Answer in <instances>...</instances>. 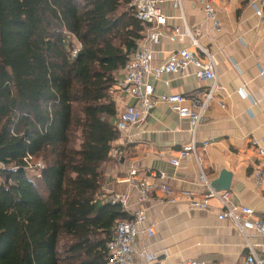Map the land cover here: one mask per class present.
<instances>
[{
  "label": "trees",
  "instance_id": "trees-1",
  "mask_svg": "<svg viewBox=\"0 0 264 264\" xmlns=\"http://www.w3.org/2000/svg\"><path fill=\"white\" fill-rule=\"evenodd\" d=\"M131 1L0 0V264H107L131 218L98 196L119 137L109 90L145 29Z\"/></svg>",
  "mask_w": 264,
  "mask_h": 264
},
{
  "label": "crops",
  "instance_id": "crops-1",
  "mask_svg": "<svg viewBox=\"0 0 264 264\" xmlns=\"http://www.w3.org/2000/svg\"><path fill=\"white\" fill-rule=\"evenodd\" d=\"M215 26L206 18L200 0H181L180 8L170 2L161 5L167 17L162 26V36L157 44H150L154 51V64L163 62L168 54L183 46L170 40L171 29L179 25L187 27L192 37L212 57L216 66V85L221 90L210 101L201 124L194 133L186 118H180L168 105L153 107L144 120L129 129L126 136L112 142V150L120 152L116 161L110 152V161L102 177L103 189L128 192L131 211L144 210L145 225H153L154 235L137 238L135 260L143 264L138 253L146 250L154 253L166 264H178L183 260H195L204 264H246L249 245L259 259L264 258V237L252 229L242 234L228 219H218L222 209L212 199L207 210L190 208L184 202L166 203L157 198L141 204L137 193L127 183H116L125 176L129 163L140 169L138 177L147 171H163L167 182L176 191H189L201 196L206 190L198 181L200 168L210 183L220 179L221 172L229 173V203L246 205L254 209V217L264 216V183L256 184L251 172L255 167L264 169V155H258L250 145L251 138L264 140V0H212ZM256 8L261 14H256ZM144 29L142 35H145ZM190 44L186 39L185 45ZM204 56L199 50H195ZM121 69L115 77H121ZM155 94L180 93L187 98L205 92L211 81L197 78L191 71L186 75L164 73L159 79L149 77ZM243 89V93L239 89ZM116 111L133 99L116 92ZM220 104H223L221 106ZM194 141L198 160L180 159L179 165L169 160L177 150ZM117 166V168H116ZM224 181V180H223ZM216 187H220L217 183ZM219 189V188H218Z\"/></svg>",
  "mask_w": 264,
  "mask_h": 264
},
{
  "label": "built area",
  "instance_id": "built-area-1",
  "mask_svg": "<svg viewBox=\"0 0 264 264\" xmlns=\"http://www.w3.org/2000/svg\"><path fill=\"white\" fill-rule=\"evenodd\" d=\"M211 1L200 0V4L206 18L211 20L215 26V12L210 4ZM165 2H170L172 7L176 9L181 6V0H132L129 3V7L145 27L146 32L137 41L135 49L130 54L124 67L121 68V77L115 78V85L109 90L112 97L116 92H119L133 99L132 103H124L122 108L116 111L114 125L119 137L126 136L129 129L141 123L149 111L158 104H166L180 118H186L190 124L191 132L194 133L201 124L210 101L221 90V87L216 85L217 75L214 60L197 43L185 26H174L170 35V40L183 44V46L171 51L160 64L153 63L154 51L150 48V44L159 42L162 36L161 28L166 25L167 17L161 9V5ZM256 14L260 15L261 10L256 8ZM186 39L190 40V44L185 45ZM80 48V44L75 46L72 57L76 56ZM195 50H199L204 56H201ZM189 71L199 79L211 81L205 92L190 98L180 93L155 94L152 84L148 81L149 77L159 79L164 73L186 75ZM260 76L264 78V70L260 72ZM239 92L243 93V89L240 88ZM220 105L223 106V104ZM249 143L258 155H264V140L251 138ZM205 145V142L202 145H197L192 140L179 148L176 157L170 159L169 162L174 166H178L180 159L193 157L200 166L197 152L200 147ZM111 156L118 161L120 152L113 149ZM23 160L25 169L29 173H38L43 167L40 160L33 162L30 155H26ZM0 166L4 168L2 164ZM139 170L135 163H129L125 169V176L118 179L116 183H127L132 190L136 191L137 201L141 204L155 200L153 193L156 190L161 193L157 200L166 203L184 202L193 209L207 210L210 207L209 201L214 199L222 207L217 215L218 219H230L244 235L245 229H252L258 235L264 237V216L254 217V209L249 206L230 204V191L214 189L201 168L198 181L206 188L201 196H196L189 191L176 192L167 182V176L163 171L150 170L147 171V176L138 177ZM111 175L112 172L108 171L104 174V177L107 178ZM251 175L258 186L264 183L263 168L255 167ZM103 190V194L98 195L102 201L119 204L124 211L131 215L130 219L117 221L111 229V238L106 247L107 264H142L135 260L136 241L141 235L153 236L155 234L153 225L143 226L146 219L144 210L131 211L128 204V192L108 190L107 188ZM138 255L143 259V264H166L158 260L154 253L146 250L140 251ZM245 262L246 264H264V258L259 259L254 249L249 245V253L245 258ZM178 264L204 263L195 260H183Z\"/></svg>",
  "mask_w": 264,
  "mask_h": 264
},
{
  "label": "water",
  "instance_id": "water-1",
  "mask_svg": "<svg viewBox=\"0 0 264 264\" xmlns=\"http://www.w3.org/2000/svg\"><path fill=\"white\" fill-rule=\"evenodd\" d=\"M229 175H230L229 173H226L225 171H222L220 179H218L216 181H213L211 183V186L214 189H216V190H226V189H228V187H229V179L225 180L226 179L225 176L229 177ZM217 183L220 184V187H218L219 189L216 187Z\"/></svg>",
  "mask_w": 264,
  "mask_h": 264
},
{
  "label": "rangeland",
  "instance_id": "rangeland-1",
  "mask_svg": "<svg viewBox=\"0 0 264 264\" xmlns=\"http://www.w3.org/2000/svg\"><path fill=\"white\" fill-rule=\"evenodd\" d=\"M112 152V151H111ZM1 167V166H0Z\"/></svg>",
  "mask_w": 264,
  "mask_h": 264
}]
</instances>
